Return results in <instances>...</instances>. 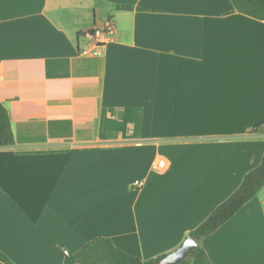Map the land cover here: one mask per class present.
Returning a JSON list of instances; mask_svg holds the SVG:
<instances>
[{
	"label": "crops",
	"instance_id": "obj_1",
	"mask_svg": "<svg viewBox=\"0 0 264 264\" xmlns=\"http://www.w3.org/2000/svg\"><path fill=\"white\" fill-rule=\"evenodd\" d=\"M0 103L13 264H69L99 237L163 258L264 155V20L230 0H0ZM199 246L264 264V186Z\"/></svg>",
	"mask_w": 264,
	"mask_h": 264
},
{
	"label": "trees",
	"instance_id": "obj_2",
	"mask_svg": "<svg viewBox=\"0 0 264 264\" xmlns=\"http://www.w3.org/2000/svg\"><path fill=\"white\" fill-rule=\"evenodd\" d=\"M236 12L253 18L264 20V0H230ZM131 9L130 7H125ZM264 132V126L260 129ZM14 143L8 113L0 103V147H7ZM264 186V155L260 164L250 170L242 179L239 188L234 191L223 203L217 206L212 213L190 235L198 244L214 233L218 228L232 218L257 192ZM110 247L112 255L107 257L113 264H156L161 258L141 260L117 248L110 239L99 237L87 243L79 252L68 257L69 264H91V253L98 244ZM0 262L13 264L10 259L0 251ZM178 264H212L206 252L198 246L190 255Z\"/></svg>",
	"mask_w": 264,
	"mask_h": 264
},
{
	"label": "water",
	"instance_id": "obj_3",
	"mask_svg": "<svg viewBox=\"0 0 264 264\" xmlns=\"http://www.w3.org/2000/svg\"><path fill=\"white\" fill-rule=\"evenodd\" d=\"M198 246V242L191 235H188L178 249L161 258L156 264H178L185 260Z\"/></svg>",
	"mask_w": 264,
	"mask_h": 264
},
{
	"label": "built area",
	"instance_id": "obj_4",
	"mask_svg": "<svg viewBox=\"0 0 264 264\" xmlns=\"http://www.w3.org/2000/svg\"><path fill=\"white\" fill-rule=\"evenodd\" d=\"M114 32V26L113 23L111 21H107L106 24L102 27V28H97L92 32V37H94L95 39H98L100 42H104V40L109 37L111 34H113ZM165 160L160 158L157 161L156 164V168L158 169H162L165 167ZM142 186V182L141 181H135L134 182V187L135 188H140ZM65 256H68V252L64 251L63 252Z\"/></svg>",
	"mask_w": 264,
	"mask_h": 264
},
{
	"label": "snow or ice",
	"instance_id": "obj_5",
	"mask_svg": "<svg viewBox=\"0 0 264 264\" xmlns=\"http://www.w3.org/2000/svg\"><path fill=\"white\" fill-rule=\"evenodd\" d=\"M91 255L93 256L91 264H113L112 260L107 259L112 255V251L107 245L98 244Z\"/></svg>",
	"mask_w": 264,
	"mask_h": 264
}]
</instances>
